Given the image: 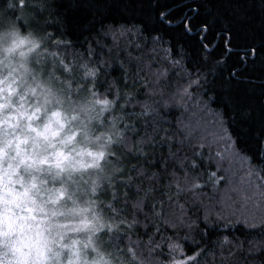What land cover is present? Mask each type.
Wrapping results in <instances>:
<instances>
[{
  "label": "snow or ice",
  "instance_id": "snow-or-ice-1",
  "mask_svg": "<svg viewBox=\"0 0 264 264\" xmlns=\"http://www.w3.org/2000/svg\"><path fill=\"white\" fill-rule=\"evenodd\" d=\"M28 7L52 42L91 60L100 87L115 92L122 141L133 144L132 152L113 145L120 175L133 181L119 179L118 190L143 196L142 210H121L118 251L135 264H264V238L241 234L253 229L226 207L251 186L249 173L264 181V0ZM197 119L210 123L189 135ZM176 176L188 181L178 186ZM0 264H8L2 254Z\"/></svg>",
  "mask_w": 264,
  "mask_h": 264
},
{
  "label": "rangeland",
  "instance_id": "rangeland-1",
  "mask_svg": "<svg viewBox=\"0 0 264 264\" xmlns=\"http://www.w3.org/2000/svg\"><path fill=\"white\" fill-rule=\"evenodd\" d=\"M37 49L0 24V186L20 185L0 193V254L8 264H113L92 199L109 144L95 107L104 115L110 103L66 96Z\"/></svg>",
  "mask_w": 264,
  "mask_h": 264
},
{
  "label": "trees",
  "instance_id": "trees-1",
  "mask_svg": "<svg viewBox=\"0 0 264 264\" xmlns=\"http://www.w3.org/2000/svg\"><path fill=\"white\" fill-rule=\"evenodd\" d=\"M25 7L20 8L19 0H0V24L4 25V29L18 30L21 34L30 36L38 43L37 52L41 54L43 62L52 65L57 71V75L62 79L60 89L68 97H75L77 93L84 92V100L92 102L95 101H108L110 106L105 114H101L95 107L96 118L98 120L99 132L106 130L109 135L106 146V151L103 152V168L104 173L99 178L92 199L95 204V213L97 218L100 219L102 229H100L101 243L103 249L113 258V264H135L134 259L126 252L121 254L112 237L119 229L122 220L127 219L122 216V209L126 206L130 210H142L143 196H135L131 193L119 191V179H123L126 183L132 184L133 181L129 180L127 176H121V173L126 171L121 162V158L117 155L116 159H112V154L115 151L114 144H121L127 152L133 151V144L128 141H122V129L120 120L117 115V98L114 91H108L106 88H101L99 85L101 75L91 60L81 56L71 50H64L59 48L56 42H52L49 34L41 26L38 20L33 15L31 9L28 7L30 3L41 2V0H24ZM12 4L11 12L19 16L23 23L19 22L13 15H9L7 4ZM51 56V57H50ZM86 98V99H85ZM210 122H204L197 119L187 126L188 134L194 135L202 133L208 127ZM144 169L138 170L134 175L142 176ZM233 175H236L234 172ZM251 186L241 187L239 197L226 205L230 209V214L238 219L245 220L253 231L249 232L243 227L238 231L246 237L250 238H264V231L258 226L264 224V181L257 184L259 174L249 173ZM0 186V193H6L7 189L11 188L19 190L18 183L11 182L9 177L2 180ZM188 181L187 177L176 176L173 183L178 186L183 185ZM20 193V192H19ZM117 197L121 202H116ZM239 205V206H237ZM247 205V207H246ZM4 207V205H2ZM5 209V207H4ZM131 223V220H128Z\"/></svg>",
  "mask_w": 264,
  "mask_h": 264
}]
</instances>
